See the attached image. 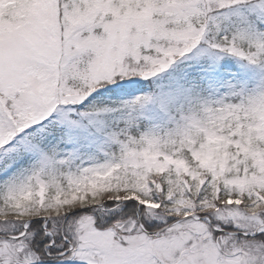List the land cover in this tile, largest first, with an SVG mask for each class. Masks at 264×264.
Masks as SVG:
<instances>
[{"label": "snow or ice", "instance_id": "6c2138e0", "mask_svg": "<svg viewBox=\"0 0 264 264\" xmlns=\"http://www.w3.org/2000/svg\"><path fill=\"white\" fill-rule=\"evenodd\" d=\"M0 264H264V0H0Z\"/></svg>", "mask_w": 264, "mask_h": 264}]
</instances>
